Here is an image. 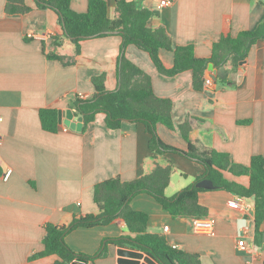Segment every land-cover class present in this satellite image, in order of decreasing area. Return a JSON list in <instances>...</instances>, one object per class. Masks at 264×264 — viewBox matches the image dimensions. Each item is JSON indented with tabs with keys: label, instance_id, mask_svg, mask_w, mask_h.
<instances>
[{
	"label": "crops",
	"instance_id": "obj_1",
	"mask_svg": "<svg viewBox=\"0 0 264 264\" xmlns=\"http://www.w3.org/2000/svg\"><path fill=\"white\" fill-rule=\"evenodd\" d=\"M89 1L73 0L72 9L85 13ZM106 1L110 17L115 18L117 0ZM130 1L154 13L149 28H164L175 47L193 45L201 59L212 56L213 45L222 37L255 31L264 23V0H172L168 7L161 6L162 0ZM26 3L31 12L9 15L7 0H0V264H55L56 256L34 258L44 251L46 225H69L75 217L98 214L94 202L98 183L115 177L134 181L157 165L172 164L165 194L174 197L195 184L205 168L175 154L154 158L144 125L125 121L120 130H111L105 114H98L86 131L60 123L56 133L45 131L40 111L65 112L72 109L77 96L91 98L95 77L105 74L106 89H118L122 38L112 35L83 41L76 55L68 39L61 47L55 46L54 38H63L59 15L39 9L36 0ZM250 50L236 72L230 67H222L221 75L207 70L206 80L214 86L203 91L194 89L192 72L164 76L150 55L134 45L125 56L151 77L156 96L172 101L175 125L189 121L190 139L199 149L227 153L233 163L249 166L253 157H264V40ZM54 52L69 57L73 64L50 60L47 55ZM160 57L167 68L174 66L173 52L161 50ZM78 118L75 114V121ZM157 130L166 144L188 148L179 130L161 124ZM224 176L229 182L250 184L248 176L229 172ZM235 200L242 202L241 208L229 205ZM198 201L215 220L210 235L196 233L194 219L174 218L149 194L137 195L130 207L147 214L150 234L198 256L202 264H264V222L258 237L255 200L221 190L200 192ZM128 234L126 224L118 219L109 225L78 228L66 241L75 253L95 255L105 240ZM241 240H245V250L238 248ZM120 249L109 245L105 258L86 264H119Z\"/></svg>",
	"mask_w": 264,
	"mask_h": 264
},
{
	"label": "trees",
	"instance_id": "obj_2",
	"mask_svg": "<svg viewBox=\"0 0 264 264\" xmlns=\"http://www.w3.org/2000/svg\"><path fill=\"white\" fill-rule=\"evenodd\" d=\"M73 0H36L39 9H51L60 18L63 38H54L55 46L61 47L63 40L68 39L80 53L83 41L118 35L122 38L121 55L117 65L118 89L108 91L105 87L106 75L93 79L95 94L88 99L77 96L71 104L72 110L83 118V130L96 120L98 114L106 115V125L111 130H120L125 121L142 124L151 136L149 149L154 158L164 154H175L200 163L205 173L198 177L196 183L180 191L174 197H167L165 191L170 184L173 173L172 164L163 167L157 165L150 174L130 182L120 177L98 183L94 188V202L98 214L75 217L69 225H46L43 240L44 251L34 256L35 259L56 256L55 264H82L103 259L108 254V246L150 253L159 264H202L196 255L187 254L171 247L162 236L150 234L147 230L148 216L134 211L131 201L139 194L154 197L174 218L183 217L200 219L208 217V209L198 201L203 191H227L244 198L255 197L256 235L261 236L264 222V157L255 156L249 166L233 163L230 155L214 149L201 150L190 139L189 121L176 126L172 118L173 103L170 99L155 95L151 77L129 61L125 56L126 49L134 45L147 52L157 70L164 76L176 77L185 72H192L193 87L203 91L206 83V72L210 64L217 68L230 67L236 72L250 53V49L264 40V23L255 31H243L238 36L222 37L213 45L212 56L208 59L198 58L193 45L177 46L164 28L152 30L148 22L154 13L141 8L135 1L117 0V16L109 15V4L106 0H90L85 13L72 9ZM264 5V1H261ZM5 11L9 15H24L32 11L26 0H7ZM167 50L175 54L174 66L167 68L161 60L160 51ZM50 60L60 61L64 65L73 64L69 57L51 53ZM228 82L227 78L222 79ZM42 127L45 131L56 133L59 123L57 109L40 111ZM164 125L170 130H179L188 144L186 150L170 146L158 135V126ZM234 176H248V187L226 180L224 173ZM1 175V168H0ZM208 181L210 187H198L202 181ZM121 219L126 224L129 234L107 239L95 255L75 253L68 245V235L78 228H93L109 225Z\"/></svg>",
	"mask_w": 264,
	"mask_h": 264
},
{
	"label": "water",
	"instance_id": "obj_3",
	"mask_svg": "<svg viewBox=\"0 0 264 264\" xmlns=\"http://www.w3.org/2000/svg\"><path fill=\"white\" fill-rule=\"evenodd\" d=\"M242 64V63H241ZM208 70L215 72L217 75L224 73V68L216 69L213 64H210ZM241 75V72L239 73ZM59 123L66 125L68 128L81 132L83 130V118L80 117L75 121V112L72 109H68L65 112L59 111ZM210 183L206 180L200 182L198 187H210ZM255 200V197L252 198ZM120 259L118 260L119 264H159L150 253H141L129 249L122 248L119 250ZM86 264V263H82Z\"/></svg>",
	"mask_w": 264,
	"mask_h": 264
},
{
	"label": "built area",
	"instance_id": "obj_4",
	"mask_svg": "<svg viewBox=\"0 0 264 264\" xmlns=\"http://www.w3.org/2000/svg\"><path fill=\"white\" fill-rule=\"evenodd\" d=\"M172 3V0H162L161 1V6L162 7H168ZM31 38L32 35H29ZM214 86L213 81L211 80H206L205 87L208 89H211ZM83 98V97H82ZM2 118L0 117V121ZM2 144V138L0 136V145ZM10 176V172H8L5 175V179L7 180ZM229 205L233 208H241L242 207V202L240 200H235L229 202ZM194 230L198 234H203V235H210L214 232L215 230V220L209 217L206 218H200V219H194ZM245 240H241L238 243V248L244 249L245 250Z\"/></svg>",
	"mask_w": 264,
	"mask_h": 264
}]
</instances>
